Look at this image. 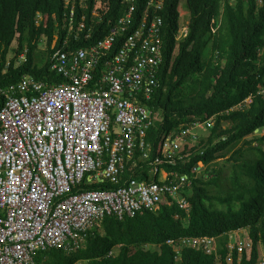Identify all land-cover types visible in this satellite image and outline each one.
<instances>
[{"label": "trees", "instance_id": "trees-1", "mask_svg": "<svg viewBox=\"0 0 264 264\" xmlns=\"http://www.w3.org/2000/svg\"><path fill=\"white\" fill-rule=\"evenodd\" d=\"M147 1L135 0L134 19ZM179 1L164 0L156 12L163 23V65L160 86L145 103L158 114L144 138L147 157L133 167L129 162L118 185H81L73 192L115 189L129 178L158 183L164 170L190 178L184 192L189 210L173 202L122 220L106 217L68 260L59 250L44 252L52 256L50 264H217L213 254L192 248H183L175 260L172 244L193 238L217 239L219 264H226L227 236L238 230L248 232L251 249L240 256L234 251L232 264H258L259 244L264 250V0H186L188 33L176 40ZM102 2L108 9H95V0H85L81 8L75 0L70 22L65 0H0V90L24 76L48 85L66 81L51 70L55 51L95 44L124 14L123 0ZM82 22L85 27L78 31ZM42 39L38 65L35 53ZM2 103L0 97V108ZM210 120L209 136L186 147L185 158L154 164L163 137ZM229 153L227 173L215 164ZM141 155L137 147L134 159Z\"/></svg>", "mask_w": 264, "mask_h": 264}, {"label": "built area", "instance_id": "built-area-1", "mask_svg": "<svg viewBox=\"0 0 264 264\" xmlns=\"http://www.w3.org/2000/svg\"><path fill=\"white\" fill-rule=\"evenodd\" d=\"M163 2L148 0L134 19L135 0H123V16L103 39L55 51L51 70L63 83L24 76L0 90V264H37L38 254L52 249L75 252L106 217L122 220L173 202L188 211L183 193L190 178L164 170L158 183L129 178L115 189L73 192L81 185H118L129 162L133 167L147 157L145 132L158 114L145 103L160 86L163 23L156 12ZM65 5L71 22L75 0ZM79 6L84 8L85 0ZM98 7L108 9L102 0H95ZM84 27L82 22L77 30ZM181 28L185 37L188 26ZM178 35L179 30L176 40L183 38ZM212 126L211 120L196 121L166 135L156 163L182 160L188 142L197 140L196 130ZM137 147L142 155L135 160ZM172 245L177 262L183 248H192L213 254L219 264L217 239H181ZM250 247L238 232L230 233L226 264H232L234 251L240 256Z\"/></svg>", "mask_w": 264, "mask_h": 264}, {"label": "rangeland", "instance_id": "rangeland-1", "mask_svg": "<svg viewBox=\"0 0 264 264\" xmlns=\"http://www.w3.org/2000/svg\"><path fill=\"white\" fill-rule=\"evenodd\" d=\"M178 11H179V15H180V17H179V29H178L179 30V35H180V36L178 35V39H179L180 37L183 36V34L181 33V31L182 30H186V29L181 28V27H187L188 26V23H189V12H188V9H187L186 0H180L179 1ZM14 46H15V43L12 45V47H14ZM44 50H45V40H43V41H41L39 43L38 49H37V51L35 53V61L37 62L38 65H42V63H43V60H40V54ZM10 57L11 56L9 55V58ZM225 126L228 127V124H225ZM196 132H197V135H198L197 140L194 141L193 143H191L189 141L188 142V145L186 147L191 148V147H193V146L196 145V142H198L199 140H205L209 136V130L208 129H205L204 127H199L196 130ZM261 133H264V131H262ZM194 134H196V133H194ZM255 135L250 136L247 139L248 140L249 139H253L255 137ZM230 156H231L230 153L227 154L226 157L217 160V163L215 165H217L218 167L219 166L223 167L226 170V172H227V169L230 167V165L228 163H226V159H228ZM202 168H203V166L201 167V170L196 171V174H197L196 177H198L199 175L202 174ZM160 175H161V178L165 177V174L164 173H161ZM189 192L190 191H187L186 194L189 193ZM183 195H184V193H183ZM96 229H98V227ZM96 229H94V230H96ZM99 231H100V233H102V229H99ZM236 232H238V236H240L242 240L248 241V232L246 230H238ZM217 246H218V242H217ZM250 249H251V247L249 249H245L243 251H247V254H249ZM59 251L62 252V253H64L65 258L67 260L75 254L74 251H70V252L69 251L64 252L62 250H59ZM258 251H259L258 264H264V250H263V247L260 244L258 246ZM113 253L115 254V251H113ZM51 262H52V256L50 254L39 253L38 254V257L36 258V263L37 264H45V263L46 264H50ZM76 264H88V263L87 262H84V261H78V263H76Z\"/></svg>", "mask_w": 264, "mask_h": 264}, {"label": "bare ground", "instance_id": "bare-ground-1", "mask_svg": "<svg viewBox=\"0 0 264 264\" xmlns=\"http://www.w3.org/2000/svg\"><path fill=\"white\" fill-rule=\"evenodd\" d=\"M80 24H81V23H80ZM83 24H84V23H83ZM84 26H85V25H84ZM55 74H56V73H55ZM56 75H57V74H56ZM148 129H149V128H148ZM148 129H147V130H148ZM147 130H146V132H147ZM146 132H145V133H146ZM145 150H148V152H149V151H150V147H149L148 145H146ZM158 158H159V157H158ZM156 159H157V158L154 159V164H157V163H156ZM176 161H177V160H175V162H176ZM175 162H174V163H175ZM162 163H166V162H162ZM174 163H172V164H174ZM168 164H169V163H168ZM196 171H197V170H196ZM175 174H177V173H175ZM177 175H179V174H177ZM180 176H184V175H180ZM185 176H186V175H185ZM229 234H230V233H229ZM229 234H228V235H229Z\"/></svg>", "mask_w": 264, "mask_h": 264}, {"label": "water", "instance_id": "water-1", "mask_svg": "<svg viewBox=\"0 0 264 264\" xmlns=\"http://www.w3.org/2000/svg\"><path fill=\"white\" fill-rule=\"evenodd\" d=\"M255 132H257V131H255Z\"/></svg>", "mask_w": 264, "mask_h": 264}]
</instances>
